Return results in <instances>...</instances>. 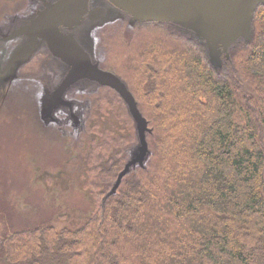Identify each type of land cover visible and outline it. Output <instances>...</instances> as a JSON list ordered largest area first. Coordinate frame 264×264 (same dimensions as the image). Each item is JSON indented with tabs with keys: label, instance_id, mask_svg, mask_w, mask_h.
Returning <instances> with one entry per match:
<instances>
[{
	"label": "trees",
	"instance_id": "obj_1",
	"mask_svg": "<svg viewBox=\"0 0 264 264\" xmlns=\"http://www.w3.org/2000/svg\"><path fill=\"white\" fill-rule=\"evenodd\" d=\"M252 26L250 42L222 55V74L198 43L185 49L161 37L134 56L121 50L115 62L129 75L136 101L147 106L156 161L132 169L107 199L102 189L98 208L77 228L6 225L0 264H264V6ZM27 63L0 81L29 70L18 77L29 92L22 97L41 107L33 82L42 84L48 106L51 71L41 81L34 71L42 57ZM162 161L169 172L157 167ZM113 168L118 174L119 162Z\"/></svg>",
	"mask_w": 264,
	"mask_h": 264
},
{
	"label": "rangeland",
	"instance_id": "obj_2",
	"mask_svg": "<svg viewBox=\"0 0 264 264\" xmlns=\"http://www.w3.org/2000/svg\"><path fill=\"white\" fill-rule=\"evenodd\" d=\"M47 1L53 3L57 0ZM92 1L100 6L91 14L92 19L77 26L79 28L75 31L69 30L71 33L74 31L79 40L73 34L69 35L80 47L85 44L93 59L100 63V68L112 71L128 88L125 79L130 81L129 75L121 69L122 65L115 62L120 58L121 50L134 56L137 48L144 43L153 44L161 37L187 49L191 48V44H200L192 34L183 33L177 24L141 23L114 9L107 0ZM33 3L34 0H0V34L25 21L29 22L36 11L33 10ZM37 9L41 6L37 5ZM103 10L104 16L101 17ZM19 36L30 38L26 33ZM237 39L238 36L232 39L231 46ZM238 42L242 43L235 45L234 49L239 51L241 44L245 43L243 39ZM11 45L0 46V66L9 55ZM231 46L228 56L233 48ZM221 60L219 74L223 73V57ZM41 71L42 65L34 73L39 77ZM28 72H21L22 76ZM137 77H140L138 72ZM13 80L8 84L0 81V232L6 225L21 230L35 226L38 221L77 228L98 208V197H102L100 191L110 192L111 182L117 174L114 164L119 162V169L124 168L137 143V134L135 132L133 138L135 129L126 105L112 87H97L88 82L83 87L88 89L77 88L76 100L80 104H74L73 120L68 119L62 127L59 120L51 122V118L44 117L47 106L45 95L40 91L42 84L33 82L36 98L43 103L40 107L34 99L22 97L29 93L22 92L28 91L24 89L27 86L22 88L23 85L18 83L23 80ZM23 102L30 108L24 109ZM136 103L143 118L148 119L147 106L138 101ZM162 109L159 107L162 115L166 116L165 108ZM63 116L58 114L57 117L60 119ZM163 125H166L164 120L161 127ZM82 126H85L84 130ZM147 148L149 153L145 166L156 161L155 155L150 154V143ZM109 158L113 160L109 162ZM157 165L158 168L166 167L163 161ZM106 175L111 178L108 185L104 184Z\"/></svg>",
	"mask_w": 264,
	"mask_h": 264
},
{
	"label": "water",
	"instance_id": "obj_3",
	"mask_svg": "<svg viewBox=\"0 0 264 264\" xmlns=\"http://www.w3.org/2000/svg\"><path fill=\"white\" fill-rule=\"evenodd\" d=\"M117 8L130 14L138 22H157L177 24L183 33L192 34L206 48L209 61L217 69L221 55L227 54L232 39L238 36L245 43L253 39V17L257 9L264 6V0H108ZM90 0H58L46 3V8L38 14L30 26L22 28L29 35V42L18 49L0 73V80L8 79V74L19 65L32 58L44 41L50 51L70 65L67 77L53 94L46 108L45 118L53 117L59 107L66 105L63 100L65 91L81 79L97 81L103 86L115 89L127 105L136 129L137 144L133 155L117 175L109 195L116 192L123 178L134 168H144L149 150L147 134L151 132L147 119L138 109L133 93L116 75L104 72L93 65L87 53L61 28L72 29L78 26L89 14ZM92 19V16H91ZM185 31V32H184ZM234 43V44H235ZM233 44V45H234ZM232 47V46H231ZM219 65H218V64ZM149 146V145H148Z\"/></svg>",
	"mask_w": 264,
	"mask_h": 264
},
{
	"label": "flooded vegetation",
	"instance_id": "obj_4",
	"mask_svg": "<svg viewBox=\"0 0 264 264\" xmlns=\"http://www.w3.org/2000/svg\"><path fill=\"white\" fill-rule=\"evenodd\" d=\"M44 1H46V0H34V3L32 4V6H33V10L36 9V11L34 12L35 15L37 13H39V11H41V9H43V3H44ZM53 2H55V1H53ZM95 3H94V1L91 0V2L89 4L90 11L94 10L97 7H100L99 5H95ZM37 5L41 6V9H37ZM85 19L88 20L89 17L87 16ZM30 21L29 22L26 21V23L24 25H27L28 23H30ZM30 25L31 24H29L28 26H30ZM20 26L14 27L13 30H9V31L5 32V34L4 33H1L0 34V46L1 45L9 46L12 43L9 54H11V52L17 48V47L14 48V45L19 47L20 45H22L27 40L26 38H22L21 36H19L20 35L19 33L22 32L21 29H18ZM15 30H17L18 33H14ZM84 47L87 50V51L85 50L84 52L87 53V55L89 57V60H90V62L93 65L98 66L99 69L102 70V71H105V72H108V73H113L112 71H109V70L100 68L101 67V66H99L100 63L97 62V61H95L93 59V56H92L90 50L88 49V47L85 44H84ZM39 56H41L42 59H43V61H44V63L39 64V66L42 65V69L45 68L44 69V72L45 73L42 75V77L39 76L38 78H41L40 80L43 81L46 78L47 74L51 71V76L48 78V80H47V82L45 84V87H47L50 90H54L63 81V79L67 76V74L69 72L68 65H67V63H65L64 61H62L59 57H56L50 51V49L48 48V46L45 43H42V45L33 54L31 60L27 64H29L30 62L32 63L37 58L39 60ZM5 61L2 63V65L5 63ZM94 62H97V63H94ZM47 68H49V70H47ZM24 69H21L19 71L17 78L18 77H21V72ZM53 70H55V71H53ZM58 79H61V81L57 83V81H59ZM88 82L91 83V85L94 84V85H97V87H100V85L97 82L90 81V80H79V81H77L75 84H73L68 89V91L66 92L64 98L65 99L67 98L68 101L71 102L72 104L79 105L80 103L76 100L77 88L78 87H82V88L85 87L84 85L86 83H88ZM83 89H88V88H83ZM65 109H67V107ZM66 121L67 120L64 117H62L60 119V122L59 123L62 124L61 125L62 127H64L67 124ZM82 129H83V126H82Z\"/></svg>",
	"mask_w": 264,
	"mask_h": 264
}]
</instances>
